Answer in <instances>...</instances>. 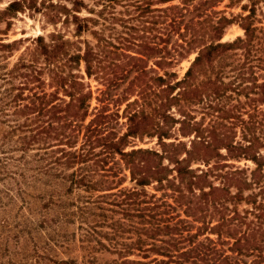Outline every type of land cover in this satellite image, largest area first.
<instances>
[{
	"label": "trees",
	"instance_id": "trees-1",
	"mask_svg": "<svg viewBox=\"0 0 264 264\" xmlns=\"http://www.w3.org/2000/svg\"><path fill=\"white\" fill-rule=\"evenodd\" d=\"M115 1L102 0L96 10L84 0H9L0 8V21L8 24L0 33L25 10L51 24L73 23L75 36L89 29L88 21L97 22L81 16L83 8L97 11L109 28L125 20ZM247 1L248 13L231 17L207 7L191 14V0L165 4L157 20H147L162 24L158 43L145 34L152 28L146 21L140 40L137 26L123 25L128 33L117 43L96 29L94 43L57 30L38 34L9 68L6 61L22 40L0 37V79L8 84L1 91L0 120L8 128L2 136L13 142L4 155L17 165L32 152L38 172L80 189L70 214L81 219L85 246L95 238L116 254L108 264H264V203L257 199L264 196V140L255 133L241 139L230 134L246 121L226 103L229 90L249 96L254 89L249 100L264 102V77L255 71H264V26L254 23L255 7L264 0ZM151 3L131 4L144 15L154 11ZM237 18L243 36L222 41ZM157 52L156 67L147 66ZM191 53L181 77L169 69ZM229 58L237 74L225 80ZM90 78L99 80L95 89ZM145 137H155L158 147L136 143ZM239 157L255 163L249 177L231 162ZM127 180L132 185H123ZM252 187L257 190L244 194ZM242 201L250 206L239 209Z\"/></svg>",
	"mask_w": 264,
	"mask_h": 264
},
{
	"label": "rangeland",
	"instance_id": "rangeland-1",
	"mask_svg": "<svg viewBox=\"0 0 264 264\" xmlns=\"http://www.w3.org/2000/svg\"><path fill=\"white\" fill-rule=\"evenodd\" d=\"M8 1L0 0V8L5 6ZM133 1L140 0L115 1L114 9L116 14L125 20L123 22L117 20L110 23L109 28L104 26L108 21H104L97 11L90 12L83 8L79 14L93 17L97 19V22L88 21L89 29L84 30L78 36L74 35L75 25L73 23L67 25H63L60 22L51 24L46 21L41 13H32L29 10L19 12L10 19L6 34L0 33L3 41L19 38L22 40L17 45L20 49H13V55L7 59V67L12 66L25 45H31L30 39L32 37L38 34L47 35L54 30L62 32L65 37L71 39H79L80 37L83 40L86 39L88 42L94 43L95 37L91 33V29H96L99 35L117 43L121 35H127L126 33H128L126 26L123 25H135L137 26L134 31L135 38H138V35L147 34L151 42L158 43L162 24L160 22L148 23L147 20H157L158 17L155 16L160 13L159 7L169 3H180V0H171L167 3L151 0V9L154 11L147 12L144 15H138L139 9H136L131 4ZM84 2L89 8L94 7L96 10L102 5V0L97 3L94 0H84ZM191 2L195 5L191 14L197 13L206 7L220 11L229 17L248 13V7H244V4H248L247 0H191ZM236 20L226 27L222 41L233 40L237 36H243L244 29L240 25L239 18ZM143 21H146L145 23H147L148 27L152 25V28L144 29L145 34H140L143 30L142 26H140ZM6 22L5 20L0 21V29L8 26ZM254 23L264 26L263 4H257L255 7ZM118 31L120 34H117ZM160 54L161 52L150 54L147 66L156 67L153 61ZM195 54L191 53L187 58L169 65V69L176 70L178 76L181 77ZM233 60L232 58L228 59L226 62L227 69L230 67V61ZM255 71L259 75L257 78L261 80L264 77V71H260L257 68ZM2 72L3 69H0V74ZM236 74L237 70L229 69L224 79L231 80ZM248 77L249 79L246 80L253 78L252 75ZM89 80L92 89L99 86V80H96V78H90ZM125 84H120L113 92H119ZM7 86L8 84L3 83L0 79V98L1 91ZM255 91L256 89L250 90L249 96H245L244 92L237 94V92L232 90L228 91L229 94L227 95L229 97L226 98V103L233 106L235 115L242 117L246 121V123L237 124L230 132V134L235 133L237 139H241L243 133H246V136H251L255 133L264 140V102L249 100V97H256ZM94 104L95 102L93 101ZM192 109L194 110V115L199 118L201 113L198 107L194 106ZM124 120L121 118V121ZM227 120H234L236 123L238 121L236 117L231 118L230 116H227ZM7 129L6 124L0 120V264H108L109 261H112L116 254L105 251L104 247L97 244L95 238H91L88 241L89 246H85L87 244L86 237L82 230L78 228L81 219H77L70 214L75 208V201L79 203L78 193L80 189L71 190L68 180L41 171L38 172L34 168L35 161L33 160L32 152L26 154L27 160L25 163H23L24 159H22L16 165L17 162L13 161V159H6L5 151L12 150L13 147V142L4 139L2 136ZM123 129L124 126H122V131ZM136 143L144 147H158L155 137H145L143 140H136ZM19 153L20 151H14L13 155H19ZM231 162L234 166L245 168L247 177H249L250 169L256 166L252 160L244 159L243 157H239L238 160L233 158ZM23 168L26 169L22 176L19 175V172ZM262 173L261 180L264 182V165ZM123 185L130 186L132 183L127 180ZM149 189L151 188L149 187ZM251 190L256 191L257 188L245 189L244 194L250 193ZM257 199L263 200L264 203L263 195L258 196ZM249 206L250 204L242 201L239 209ZM103 240L107 243L105 239ZM262 245H264V242H262Z\"/></svg>",
	"mask_w": 264,
	"mask_h": 264
}]
</instances>
